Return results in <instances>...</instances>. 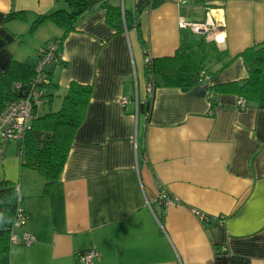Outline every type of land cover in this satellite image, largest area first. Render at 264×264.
Wrapping results in <instances>:
<instances>
[{"label": "crops", "instance_id": "0c3cea01", "mask_svg": "<svg viewBox=\"0 0 264 264\" xmlns=\"http://www.w3.org/2000/svg\"><path fill=\"white\" fill-rule=\"evenodd\" d=\"M150 1L108 0L137 18L121 32L104 7L86 11L59 46L64 66L48 65L56 86L37 112L59 109L72 81L92 92L47 193L44 178L21 166L20 143L6 146L0 181L18 186L27 217L17 232L35 238L11 245L10 264H75V252L90 247L100 252L92 264H264V106L239 108L238 95L208 89L247 76L237 55L264 44V0ZM61 8L64 0H0V74L12 60L36 62L38 49L61 37L50 21L29 31L38 15ZM20 11L24 19L6 18ZM208 12L214 37L187 28L230 63L188 89L157 86L149 96L145 56L173 55L180 20L204 21ZM146 100L145 114L138 104ZM160 187L180 203L162 210ZM222 245L227 257L216 256Z\"/></svg>", "mask_w": 264, "mask_h": 264}, {"label": "trees", "instance_id": "16d2710c", "mask_svg": "<svg viewBox=\"0 0 264 264\" xmlns=\"http://www.w3.org/2000/svg\"><path fill=\"white\" fill-rule=\"evenodd\" d=\"M162 1L151 0L150 7H155ZM64 3L65 8L38 15L31 22L29 31H34L42 23L50 21L63 31L60 38L51 39L59 40L61 44L66 35L75 29L82 15L95 6L104 7L105 20L116 32L130 29L137 23L134 14L122 5L111 4L108 0H64ZM25 15L22 11L10 12L6 18L24 19ZM181 34L180 45L173 55L150 58L144 64L146 80L152 83L153 88L175 86L188 89L209 79L213 73L230 63L231 60L224 61L222 51L214 42L194 35L187 27ZM237 57L242 58L247 76L225 84L209 85V91L214 92V95L218 92L234 93L245 100V106L248 103L264 106V44L247 48ZM36 62L12 60L0 74V111L7 101L17 97L13 87L15 82L21 83L23 87L30 82L35 73ZM219 63V68L213 70L214 65ZM52 65L64 66V62L59 60ZM47 73L50 77L46 88L49 99V89L56 84L52 81L51 69L47 68ZM91 92V86L72 81L59 109H48L45 112L36 110L31 128L20 142L21 166L35 170L44 178V193H47L60 177L74 134L84 119ZM138 108L145 114L148 113L150 101L139 103ZM19 197L21 198L15 183L7 179L0 181V264H10L12 244L9 237L17 218V207L21 205ZM23 212L26 213L24 210Z\"/></svg>", "mask_w": 264, "mask_h": 264}, {"label": "built area", "instance_id": "2783aa9c", "mask_svg": "<svg viewBox=\"0 0 264 264\" xmlns=\"http://www.w3.org/2000/svg\"><path fill=\"white\" fill-rule=\"evenodd\" d=\"M181 27H189L193 33L203 35L207 38L214 37L218 22L215 21L210 12L207 13L204 21L187 22L180 20ZM59 40H49L47 44L40 47L37 51V62L35 73L32 79L25 87L19 82H15L13 87L17 92V97L5 103L0 111V159L3 158L7 144L16 140L19 143L23 140L25 133L30 130L34 113L37 109L43 106L48 101L47 86L50 83V77L47 73L48 65L56 63L60 60L59 57ZM150 60L149 56H145V63ZM206 79L205 81H207ZM153 85L151 82L146 84V92L148 95L153 93ZM120 103L124 104L126 99L120 98ZM245 106V100L241 97L238 99V107ZM18 189V186H17ZM19 190V189H18ZM21 204V198H18ZM158 204L163 210L170 204L180 203L176 196L169 194L165 188L160 187L157 198ZM194 215L201 221H208L209 216L198 209H192ZM26 213L23 212L21 205L17 207V218L15 219L10 232L11 244L30 245L35 241L32 234L22 231L17 232V229L22 228ZM222 217L217 218V224H222ZM216 256L227 257L228 252L226 246H221L216 251ZM100 259V252L95 247L76 251L74 254L75 264H92V262Z\"/></svg>", "mask_w": 264, "mask_h": 264}, {"label": "rangeland", "instance_id": "374dc122", "mask_svg": "<svg viewBox=\"0 0 264 264\" xmlns=\"http://www.w3.org/2000/svg\"><path fill=\"white\" fill-rule=\"evenodd\" d=\"M45 112V111H44Z\"/></svg>", "mask_w": 264, "mask_h": 264}]
</instances>
